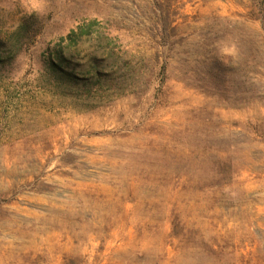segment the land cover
<instances>
[{"label":"rangeland","instance_id":"374dc122","mask_svg":"<svg viewBox=\"0 0 264 264\" xmlns=\"http://www.w3.org/2000/svg\"><path fill=\"white\" fill-rule=\"evenodd\" d=\"M49 239L264 264V0H0V259Z\"/></svg>","mask_w":264,"mask_h":264},{"label":"bare ground","instance_id":"6f19581e","mask_svg":"<svg viewBox=\"0 0 264 264\" xmlns=\"http://www.w3.org/2000/svg\"><path fill=\"white\" fill-rule=\"evenodd\" d=\"M87 229V228H86ZM114 231V230H113ZM86 232V231H85ZM57 235H59V234H57ZM87 235V234H86ZM113 237L115 238H117L118 237V234L117 233H114L113 234ZM87 238V237H86ZM120 238V237H119ZM51 239H53V238H51ZM51 239H49V240H45V242H47L45 245H46V247L45 248H39V251H38V248L36 249H34L36 252H34L35 253V255H41L42 257H43V259L45 260V262H47L48 264L49 263H51L54 259H61L62 258V256H61V254L57 257L55 254H57L58 255V253H65L64 252V250H67L69 247L65 244V247L64 246H59V245H56V243H53L52 241H51ZM89 239V238H88ZM54 240H56V239H54ZM60 240V239H59ZM113 240V239H112ZM58 241V240H57ZM56 242V241H55ZM59 244H60V242H59ZM68 244V243H67ZM36 247H37V245L36 244H34ZM42 245H43V242H42ZM41 245V246H42ZM70 246V245H69ZM79 247V246H78ZM86 249V248H85ZM22 250V249H21ZM25 250V249H24ZM73 251H75L74 249H72ZM69 251V250H68ZM87 251V250H86ZM23 252V251H22ZM29 252V251H28ZM33 253V252H32ZM71 253H72V251H71ZM22 254V253H21ZM29 255V254H28ZM65 255V254H64ZM118 255V254H117ZM7 256V255H6ZM12 257V256H11ZM113 257V256H112ZM7 258V257H6ZM14 258V257H13ZM8 259V258H7ZM10 259V258H9ZM42 261V260H41ZM114 261V260H113ZM120 261V260H119ZM0 264H8V262L6 263L3 259H0ZM57 264V263H56ZM59 264H60V262H59Z\"/></svg>","mask_w":264,"mask_h":264}]
</instances>
